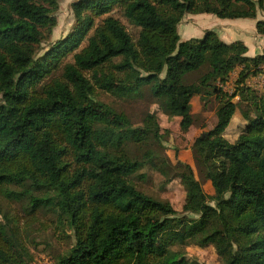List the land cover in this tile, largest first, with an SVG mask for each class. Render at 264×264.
<instances>
[{"label":"trees","instance_id":"1","mask_svg":"<svg viewBox=\"0 0 264 264\" xmlns=\"http://www.w3.org/2000/svg\"><path fill=\"white\" fill-rule=\"evenodd\" d=\"M57 6L0 0V194L27 196L31 213L49 206L68 221L73 245L53 264H199L184 248L208 235L223 236L222 264H264V86L245 84L264 73V50L249 56L241 40L224 42L212 29L186 40L177 31L187 13L256 19L264 0H75L71 31L37 54L56 25ZM114 10L137 28L135 36ZM255 31L264 34V19ZM201 67L207 71L198 83L184 80ZM237 67L234 93L217 90L216 124L191 146L213 193L178 161L174 176L185 190L179 214L132 181L155 158L146 152L134 159L125 147L148 134L162 138L156 115L133 126L95 92L136 98L148 87L186 131L191 98ZM55 70L59 75L43 82ZM238 109L245 124L230 142L224 133ZM23 250L12 225L0 223V264H29L17 258Z\"/></svg>","mask_w":264,"mask_h":264},{"label":"rangeland","instance_id":"2","mask_svg":"<svg viewBox=\"0 0 264 264\" xmlns=\"http://www.w3.org/2000/svg\"><path fill=\"white\" fill-rule=\"evenodd\" d=\"M73 1L75 0H58V6L53 12L56 17V25L49 34L45 33L37 54H41L56 40L71 31L74 23L71 10ZM202 14L209 16H205V18ZM112 15L117 17L133 36L137 34V28L129 24L119 11L114 10ZM257 19H264V11L257 9L256 19H230L220 18L210 13H187L178 24L177 30L180 39L203 36L204 32L209 29L215 30L219 35L221 29L216 24L220 25L221 21H229L233 25L231 37L237 38L241 35L250 45L251 33L255 31ZM249 54L256 55L255 53ZM206 71V67L189 71L184 75V80L187 83H198ZM239 71L240 67H237L230 72L225 81H209L208 84L201 86L200 92L191 98L192 124L186 131L180 129L178 115L169 116L162 111L157 101L151 96L148 87H144L143 97L136 98H119L100 89L96 90L95 97L98 100L110 105L117 112L124 113L133 126L141 125L147 113L156 115L162 138L158 140L148 134L141 142H130L125 147L127 154L134 159H144L146 152H150L155 158V166L146 163L132 177V181L139 190L154 198L167 201L179 214H182L185 190L180 179L174 176L173 168L180 161L190 165L195 178L207 194L213 193L211 182L205 178L204 166L195 158L191 146L197 136L216 124L215 111L219 104L217 90L220 89L229 95L234 93ZM58 75L59 70H55L43 82ZM245 84L256 90H262L264 73L248 76L245 79ZM233 101H238V97H234ZM239 110L234 113L224 133V137L230 142L235 141L243 125L244 120ZM164 159L165 163L162 161ZM156 165L162 166L166 174H163ZM16 189L20 190V188ZM28 201L29 197L27 196H23V200L18 201L0 194V223L12 225V231L16 232V236L24 248L23 255L17 256L19 260H27V257L31 259L27 260L29 264H53L57 255L66 253L73 245L74 237L71 227L68 221L60 220L58 213L49 206L40 207L31 213L24 208ZM222 241V235L217 237L208 235L202 240L186 245L185 256L190 260H196L199 264H222L220 255ZM24 252H27V256Z\"/></svg>","mask_w":264,"mask_h":264},{"label":"crops","instance_id":"3","mask_svg":"<svg viewBox=\"0 0 264 264\" xmlns=\"http://www.w3.org/2000/svg\"><path fill=\"white\" fill-rule=\"evenodd\" d=\"M203 16L204 17L205 16L208 17L209 15H203ZM216 26L220 27L221 31H220V34L218 36L224 42H231V41H234V40H241L247 46V55L251 56V54H249V53L257 54V53H261V51L264 50V34H258V33H256V31H254V33H251V40L249 42L250 43V45H249L247 43V41H246V38L241 36V35L238 36L240 38H238V37L237 38L236 37L232 38L231 37V32L233 31L232 30L233 25L231 23H229V21H221V24L220 25L216 24ZM198 37H201V36H198ZM181 40H186V39H181ZM244 124H245V121H243V125Z\"/></svg>","mask_w":264,"mask_h":264}]
</instances>
